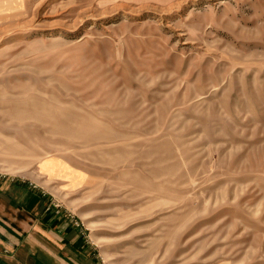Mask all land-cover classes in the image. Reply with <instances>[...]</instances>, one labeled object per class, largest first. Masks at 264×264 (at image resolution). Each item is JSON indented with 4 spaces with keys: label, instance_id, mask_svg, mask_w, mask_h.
<instances>
[{
    "label": "rangeland",
    "instance_id": "rangeland-1",
    "mask_svg": "<svg viewBox=\"0 0 264 264\" xmlns=\"http://www.w3.org/2000/svg\"><path fill=\"white\" fill-rule=\"evenodd\" d=\"M0 174L105 264H264V0H0Z\"/></svg>",
    "mask_w": 264,
    "mask_h": 264
},
{
    "label": "crops",
    "instance_id": "crops-1",
    "mask_svg": "<svg viewBox=\"0 0 264 264\" xmlns=\"http://www.w3.org/2000/svg\"><path fill=\"white\" fill-rule=\"evenodd\" d=\"M42 187L0 174V264H105L80 220Z\"/></svg>",
    "mask_w": 264,
    "mask_h": 264
},
{
    "label": "built area",
    "instance_id": "built-area-1",
    "mask_svg": "<svg viewBox=\"0 0 264 264\" xmlns=\"http://www.w3.org/2000/svg\"><path fill=\"white\" fill-rule=\"evenodd\" d=\"M56 204H57V203H56ZM56 206H58V204H57Z\"/></svg>",
    "mask_w": 264,
    "mask_h": 264
}]
</instances>
